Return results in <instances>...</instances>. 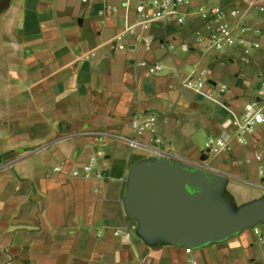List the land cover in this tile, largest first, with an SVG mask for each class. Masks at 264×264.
I'll return each instance as SVG.
<instances>
[{"label": "crops", "instance_id": "obj_1", "mask_svg": "<svg viewBox=\"0 0 264 264\" xmlns=\"http://www.w3.org/2000/svg\"><path fill=\"white\" fill-rule=\"evenodd\" d=\"M149 1L9 0L0 264H264V120L240 143L231 114L258 102L264 116V0H191L182 25L145 22ZM201 5L240 10L229 20L260 47L197 43ZM201 71L220 103L183 86ZM149 112L162 142L145 134L130 146L121 136ZM209 137L226 147L207 150ZM162 155L201 173L186 185L193 201L235 220V232L188 252L130 211L131 170ZM88 164L89 177L72 176Z\"/></svg>", "mask_w": 264, "mask_h": 264}, {"label": "water", "instance_id": "obj_2", "mask_svg": "<svg viewBox=\"0 0 264 264\" xmlns=\"http://www.w3.org/2000/svg\"><path fill=\"white\" fill-rule=\"evenodd\" d=\"M194 179L200 182L201 173L190 172L165 155L141 162L133 167L129 178L130 211L147 228L186 248L235 232V220L215 206L193 201L186 185Z\"/></svg>", "mask_w": 264, "mask_h": 264}, {"label": "built area", "instance_id": "obj_3", "mask_svg": "<svg viewBox=\"0 0 264 264\" xmlns=\"http://www.w3.org/2000/svg\"><path fill=\"white\" fill-rule=\"evenodd\" d=\"M191 0H150L149 6L151 11L144 12L145 22L162 20H174L177 24H184L185 17L180 12L182 6L188 5ZM252 4V3H250ZM263 10V8H261ZM199 17L204 20L205 33L195 31L196 41L205 48L212 51H224L234 46H240L245 52H249L250 48H259L260 43L249 41L242 38V33L247 28L239 27L232 23L229 18L240 15V10L233 8L225 10L221 7L201 5L197 9ZM159 66H154L150 71H157ZM203 71L197 76H188L183 80V86L191 89L204 97L210 98L216 102L218 99L212 96V92L206 86ZM220 91L225 90V86L219 87ZM220 103V102H219ZM232 126L234 127V136L240 143H245L248 135L254 130L255 126L263 122V107L258 102H249L245 105L242 114L231 112ZM160 119L155 113L149 112L144 116L134 117L130 121L131 134L122 135L121 138L132 147L142 146L141 137L145 134L150 135V141L155 145L162 142L159 134ZM227 139L224 137H209L206 142V149L211 152H219L226 147ZM62 166H55V171H61ZM91 164L85 165L82 172L74 170L72 176L89 177ZM256 232H258L256 230ZM188 252L191 248L186 249Z\"/></svg>", "mask_w": 264, "mask_h": 264}, {"label": "rangeland", "instance_id": "obj_4", "mask_svg": "<svg viewBox=\"0 0 264 264\" xmlns=\"http://www.w3.org/2000/svg\"><path fill=\"white\" fill-rule=\"evenodd\" d=\"M8 4H9V0H4L0 5V10H2L0 12H1V15H3L2 18H0V25L1 24L3 25L2 28L0 26V61L1 62L3 61L4 63L6 62L7 54L5 53L6 49H5L4 44H5L6 40L3 37V35H4L3 33L7 31V26H6L7 25V19H3V18L5 16H7V11H6L7 9L6 8H7ZM3 53H4V55H3ZM3 66L1 67V73L2 74L4 71V70L2 71ZM9 82L10 81H8V78L7 79L5 78L3 81H0V96H1V98H0V114H2V122L3 123L7 122L9 120L10 116H12V114L10 115V110H12L14 108L13 104L10 103L8 97L7 98L4 97V95H8V93L13 94V92H11V89H6V88H8ZM24 94L25 93L22 92L23 100H24ZM33 116H35V115H33ZM35 119H37V118H33V120H35ZM3 148H4V146H3ZM19 151H23V150L19 149ZM1 156L3 157V155H1ZM6 160H7L6 158H2L0 163L4 164V163H6L5 162ZM148 160L149 161L153 160V158H150Z\"/></svg>", "mask_w": 264, "mask_h": 264}]
</instances>
